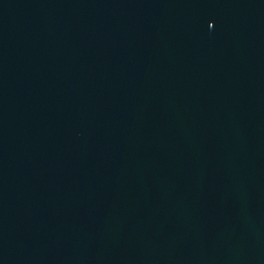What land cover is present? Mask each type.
I'll use <instances>...</instances> for the list:
<instances>
[{
    "label": "water",
    "instance_id": "95a60500",
    "mask_svg": "<svg viewBox=\"0 0 264 264\" xmlns=\"http://www.w3.org/2000/svg\"><path fill=\"white\" fill-rule=\"evenodd\" d=\"M0 264H264V0H0Z\"/></svg>",
    "mask_w": 264,
    "mask_h": 264
}]
</instances>
